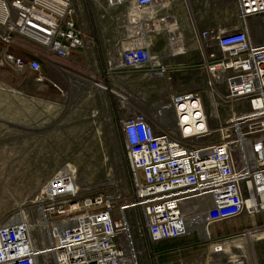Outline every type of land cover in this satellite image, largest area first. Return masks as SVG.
Segmentation results:
<instances>
[{
  "label": "built area",
  "instance_id": "obj_1",
  "mask_svg": "<svg viewBox=\"0 0 264 264\" xmlns=\"http://www.w3.org/2000/svg\"><path fill=\"white\" fill-rule=\"evenodd\" d=\"M75 1L82 0H0L1 61L42 84L47 78L36 57L9 52L16 38L58 59L93 46L89 26L96 19L89 11L79 15ZM93 1L102 10L98 19L117 18L121 28L106 73L166 76L165 60L192 50L201 57L215 112L209 113L203 92L189 91L172 94L151 116H124L118 126L130 190L108 185L81 196L76 170L61 167L43 183L33 210L0 224V264H144L146 255L157 264L160 245L194 234L210 244L216 259L209 264H251L235 242L260 227L222 238L212 229L264 214V42L250 29L252 21L264 29V0H235L238 24L224 32L199 30L188 11L189 39L177 0ZM190 1L183 0L187 10ZM161 35L162 57L152 52ZM220 108H228V120ZM215 135L218 141L211 140Z\"/></svg>",
  "mask_w": 264,
  "mask_h": 264
},
{
  "label": "rangeland",
  "instance_id": "obj_2",
  "mask_svg": "<svg viewBox=\"0 0 264 264\" xmlns=\"http://www.w3.org/2000/svg\"><path fill=\"white\" fill-rule=\"evenodd\" d=\"M75 4L81 16H88L89 11L97 20L102 13L94 6L93 0L75 1ZM176 7L181 13V30L188 39L191 27L188 11L199 30L224 32L239 21L235 0H191L188 10L183 0H177ZM117 15L121 13H112L110 16ZM250 29L259 43L264 42V29L259 22L252 21ZM164 38V35L158 37L164 40L166 46ZM162 51V45L156 44L155 55H162ZM1 59L0 54V224L19 210H33V202L39 197L45 180L66 165H69L70 170H76L81 196L108 185L128 192L131 188L128 164L122 145L116 141V127L108 123L109 116L116 114L124 117L138 111L151 116L155 108L165 103L172 94L189 91L204 93L209 113L215 112L217 104L209 99L207 75L200 68L201 57L192 50L186 57L175 61L165 60L169 66L166 76L151 78L145 73L135 74L134 79L142 77L145 80L135 81L133 91L126 96L119 89L111 88L112 99L115 100V106L112 107L106 106L104 102L107 95L103 92L104 98L102 91L93 85L79 89L76 83L71 82L68 86L57 83L60 91L55 89L51 95H48V87L43 92L28 91L23 86L24 76L14 71L15 74ZM43 73L48 81V75L44 70ZM121 96L126 101L121 102ZM220 112L225 115V121L229 119L228 108H220ZM212 125L216 127L218 120L213 119ZM211 140L218 141V135ZM236 221L239 228L251 226L253 222L249 216ZM224 225L215 227L221 228L224 234ZM227 232L233 233L229 229ZM253 236L245 238L243 242H235L236 247H244L243 252L250 263L260 259L255 248L257 246L260 249L261 244ZM202 242L194 234L164 243L157 248L159 251L163 248L178 251L182 246L197 243L201 248L188 257L169 263L159 261L157 264H209L213 257L214 260L216 258L210 255V244L207 245L205 240ZM262 251L264 254V249ZM227 257L221 256L220 259L225 260ZM143 262L151 264L147 255L143 257Z\"/></svg>",
  "mask_w": 264,
  "mask_h": 264
},
{
  "label": "crops",
  "instance_id": "obj_3",
  "mask_svg": "<svg viewBox=\"0 0 264 264\" xmlns=\"http://www.w3.org/2000/svg\"><path fill=\"white\" fill-rule=\"evenodd\" d=\"M96 34V41L93 46L87 45L86 49H76L70 54L67 59H58L52 53L43 52L38 46L31 44L20 38H16L12 47L9 48V52L16 56L24 57H36L44 72L48 75V81L45 84H38L34 81V74L28 70L21 75L23 80L25 79L24 88L31 92H43L48 87V95L55 92V89L59 90L58 84L68 86L69 83H76V86L81 89L93 85L98 90L102 91V94L107 95V100L104 101L106 106H115V100L112 99L111 88H116L121 91L122 94L128 95L133 91L135 81L143 82L145 79L142 77L134 79V75L141 72L121 71L118 73L108 74L106 73V61L109 59L110 54H116L119 50L118 41L121 35V28L119 26V20L117 18H104L95 20V22L89 26ZM156 44L162 45V55L166 52V46L164 40L156 39L152 52L155 54ZM45 64V65H44ZM10 67V66H9ZM11 68V67H10ZM12 69V68H11ZM14 72V70L12 69ZM15 73V72H14ZM16 74V73H15ZM19 75V74H17ZM147 76L146 74H144ZM140 76V75H138ZM74 80V81H71ZM55 84L57 88L52 85ZM105 94H104V93ZM121 102L126 99L120 97ZM123 116H117L116 114L108 117V123L111 126L116 127L115 137L118 144L122 145L121 137L119 134V121ZM251 226H240L236 224L237 221L228 222L225 226L224 234L221 233V228L214 227L212 232L215 237L222 238L224 236H233L243 230L244 228L260 227L259 233L254 238L261 244V248L256 246V255L260 256L258 262L251 264H264L263 261V249H264V214L256 216L252 219ZM229 225V226H228ZM236 227V228H235ZM232 232H227L228 229ZM235 228V229H234ZM235 230H238L234 233ZM221 234V235H219ZM250 238V236H249ZM243 242V240H241ZM243 246V243H242ZM244 249V247H243Z\"/></svg>",
  "mask_w": 264,
  "mask_h": 264
},
{
  "label": "trees",
  "instance_id": "obj_4",
  "mask_svg": "<svg viewBox=\"0 0 264 264\" xmlns=\"http://www.w3.org/2000/svg\"><path fill=\"white\" fill-rule=\"evenodd\" d=\"M200 246L201 245L198 243L195 245L192 244L189 246H182L180 251L168 250V249L163 248L162 252L160 254L159 261H161L162 263H169V262L175 261L181 257H188V256L193 255L194 253L200 251V248H201Z\"/></svg>",
  "mask_w": 264,
  "mask_h": 264
},
{
  "label": "bare ground",
  "instance_id": "obj_5",
  "mask_svg": "<svg viewBox=\"0 0 264 264\" xmlns=\"http://www.w3.org/2000/svg\"><path fill=\"white\" fill-rule=\"evenodd\" d=\"M183 29H184V28H183ZM258 35H259V33H258ZM68 166H69V165H66V166H64L63 168H68Z\"/></svg>",
  "mask_w": 264,
  "mask_h": 264
}]
</instances>
